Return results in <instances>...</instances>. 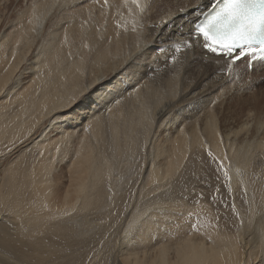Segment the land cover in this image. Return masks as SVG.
Segmentation results:
<instances>
[{
  "label": "bare ground",
  "instance_id": "6f19581e",
  "mask_svg": "<svg viewBox=\"0 0 264 264\" xmlns=\"http://www.w3.org/2000/svg\"><path fill=\"white\" fill-rule=\"evenodd\" d=\"M21 1L0 13V264H264V90L226 112L230 61L191 32L211 0Z\"/></svg>",
  "mask_w": 264,
  "mask_h": 264
},
{
  "label": "snow or ice",
  "instance_id": "6c2138e0",
  "mask_svg": "<svg viewBox=\"0 0 264 264\" xmlns=\"http://www.w3.org/2000/svg\"><path fill=\"white\" fill-rule=\"evenodd\" d=\"M103 2L107 4L108 0ZM68 6L75 7L71 4ZM183 10V7L178 9ZM195 28L205 39L203 49L216 60L227 58L230 61L229 72L232 71L231 65L242 59L247 60L249 57L251 60L264 59V0H223L219 7L208 15L206 22L202 25L197 24ZM185 46L193 47L188 44ZM176 50L179 51V47ZM156 51L157 49L151 50L148 54ZM140 54L143 55L144 51ZM208 155L212 156V153L209 152ZM215 159L213 157V160ZM219 167H223L222 163ZM224 176L228 177L227 171L224 172Z\"/></svg>",
  "mask_w": 264,
  "mask_h": 264
},
{
  "label": "rangeland",
  "instance_id": "374dc122",
  "mask_svg": "<svg viewBox=\"0 0 264 264\" xmlns=\"http://www.w3.org/2000/svg\"><path fill=\"white\" fill-rule=\"evenodd\" d=\"M4 2H6V3H4ZM21 4H22L21 0L20 1L19 0H0V6H1L0 7L1 8L0 13L3 14V17H1L2 22L4 23L6 20H8L9 17H12V15L15 13V10L18 11L21 8ZM4 8H5V10H4ZM6 14H7V17H6ZM237 65H239V66H237ZM237 65H236L237 67L236 66L233 67L234 70L232 69L233 71H231L232 73L230 75L233 78L236 77L235 80L237 81L236 82L233 80L232 85H231L232 88L235 89V91H233L230 94V97H232L233 100L231 102L227 103V106L230 109H225V110H226V112H228L233 117H234V115H233L232 111L241 112L238 116V118H239L244 114L245 109L248 107V103L249 104L252 103L253 99H252L251 94H255V93H258L259 91L264 90V66L263 67L261 66L262 67V68L260 67L261 69L259 67L254 68L253 70H251V72H253L251 74L250 71H248L246 68L242 67L240 64H237ZM243 66H244V64H243ZM257 68H258V70H257ZM235 69H237V70H235ZM234 73H236L237 76H235L236 74H234ZM232 74H234V75H232ZM232 77H230V78H232ZM248 97H250V99ZM243 100H245L247 103L241 102ZM261 100H262V98H261ZM233 105H234V108H233ZM235 105L237 106V108L235 107ZM238 106H240V107H238ZM240 109L242 111H239ZM231 120L234 122L237 121V119H231Z\"/></svg>",
  "mask_w": 264,
  "mask_h": 264
}]
</instances>
